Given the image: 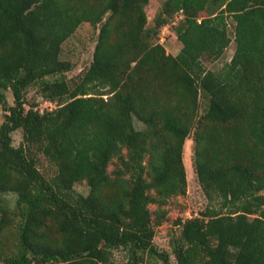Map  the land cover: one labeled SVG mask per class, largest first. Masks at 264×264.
I'll return each instance as SVG.
<instances>
[{
  "label": "trees",
  "instance_id": "16d2710c",
  "mask_svg": "<svg viewBox=\"0 0 264 264\" xmlns=\"http://www.w3.org/2000/svg\"><path fill=\"white\" fill-rule=\"evenodd\" d=\"M151 1L0 0L4 264H117L120 248L125 264H172L154 238L170 199L187 192L191 135L207 206L177 222V264H264V0H162L149 21ZM178 12L173 55L155 41ZM228 17L235 53L207 69L231 42ZM83 23L98 30L93 59L68 78L63 44ZM33 86L57 106L28 103Z\"/></svg>",
  "mask_w": 264,
  "mask_h": 264
},
{
  "label": "rangeland",
  "instance_id": "374dc122",
  "mask_svg": "<svg viewBox=\"0 0 264 264\" xmlns=\"http://www.w3.org/2000/svg\"><path fill=\"white\" fill-rule=\"evenodd\" d=\"M162 0H152L149 7V21H152L154 15L157 13ZM184 16V13H183ZM175 17L172 21L173 26L171 28V34L166 37L164 42V47L168 54L177 55L182 49V43L178 40L176 28L179 25V20ZM228 33L231 38V42L228 47L224 51L223 55L220 58L214 59L209 58L208 60H204L207 69L218 70L224 67L226 63H229L235 53L236 42H235V33H234V21L231 17H228ZM163 27V26H162ZM161 31V29H160ZM159 31V32H160ZM98 30L91 25L90 23H83L77 31L63 44L62 58L70 60L73 63V69L66 73L68 78H73L79 75L85 68H87L92 59L93 53L97 41ZM157 42V41H155ZM27 102H39L37 106L40 110H47L48 108H55L57 106L56 103L52 105H48L46 100H40V95L37 91V86H33L27 91L26 94ZM7 101L9 104L14 103V97L10 90L7 91ZM206 105V99L202 96L200 97V109L199 113L204 111V107ZM29 107V105H26ZM1 108V104H0ZM4 112L0 110V122L3 121ZM137 127L141 128L142 124L136 121ZM13 140L16 146L20 145L22 142V132L21 130H17L13 133ZM184 164L187 173L188 179V189L186 194L174 196L170 199L168 204L165 206L167 213V219L164 223L156 229V235L154 238V244L161 252H167L171 258L172 264H177V259L173 252V247L171 245V235L172 233L178 229V221H185L187 219L200 216L202 211L206 209L207 199L199 186V183L196 179V174L194 170V140L192 139V135L187 138L184 146ZM39 167L41 170L49 176L53 172V168L48 163L46 158L43 155L39 156ZM76 191L87 195L90 191L89 186L86 182H80L75 185ZM8 199L13 201L14 196L8 195ZM157 206L152 204L151 209H156ZM2 251L1 256H6ZM128 257V253L126 250L120 248L114 250V261L117 264H125ZM0 264H4L0 259ZM148 264H163L162 260L152 259Z\"/></svg>",
  "mask_w": 264,
  "mask_h": 264
},
{
  "label": "built area",
  "instance_id": "2783aa9c",
  "mask_svg": "<svg viewBox=\"0 0 264 264\" xmlns=\"http://www.w3.org/2000/svg\"><path fill=\"white\" fill-rule=\"evenodd\" d=\"M176 19L179 20V19H182L184 16H183V12H178L176 14ZM173 23H175V21H172L171 23H168V24H165L162 28H161V31L158 33V40L157 42L160 43V44H164L165 40H166V37L171 34V28L173 26ZM46 103L48 105H52L53 103L50 102V101H46ZM52 109V108H51ZM43 111V110H41Z\"/></svg>",
  "mask_w": 264,
  "mask_h": 264
}]
</instances>
